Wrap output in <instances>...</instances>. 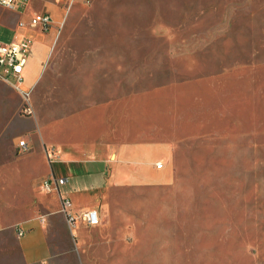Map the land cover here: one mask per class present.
I'll return each mask as SVG.
<instances>
[{"label": "rangeland", "instance_id": "rangeland-1", "mask_svg": "<svg viewBox=\"0 0 264 264\" xmlns=\"http://www.w3.org/2000/svg\"><path fill=\"white\" fill-rule=\"evenodd\" d=\"M25 1L26 6L15 10L0 7V41L16 40L21 33L32 38L24 73L28 80L40 55L34 80L27 82L24 75L33 116L26 114L20 96L0 81V264H24L14 224L24 226L22 239L27 240L34 218L42 222L39 190L50 172L67 178L60 190L69 193L73 213L105 211V194L99 193L103 189L96 194L75 192L88 182L99 183L102 167L93 166L89 178L86 170L66 163L62 155L81 144L61 125L62 112L72 119L75 70H93L100 82L107 74L114 82H126L127 75L131 83L143 82L144 76L153 83L167 76L173 81L190 79L203 84V100H195V107H203L205 114L209 104L216 125L228 127L233 117L248 119L249 111L258 122L252 139L246 131L229 138L228 128L195 139L190 168L179 172L175 186L116 191L114 195L126 201L116 204L117 210L134 219L139 233L120 238V251L114 243L91 248L88 260L264 264V0ZM46 4L57 8L49 31L18 27L20 20L28 21ZM250 70H257L256 75ZM238 90L247 97L233 100ZM20 141L26 148L18 147ZM78 154L74 151L72 157ZM38 180L39 189H34ZM43 198L57 202L52 193ZM61 217L50 222L59 233L53 244L61 247V263L79 264L81 256L83 264L87 257L79 234L85 233L84 224L65 229ZM106 227L114 238L115 226ZM95 242L88 239L86 245Z\"/></svg>", "mask_w": 264, "mask_h": 264}, {"label": "crops", "instance_id": "crops-1", "mask_svg": "<svg viewBox=\"0 0 264 264\" xmlns=\"http://www.w3.org/2000/svg\"><path fill=\"white\" fill-rule=\"evenodd\" d=\"M27 3L24 0L21 6H26ZM42 10L38 13H48L53 24L52 15L56 16V6L46 4ZM34 13L30 14L29 18ZM22 35L26 34L21 33L18 37ZM31 52L32 46L27 62ZM39 61L40 55L35 61V72L33 71L34 74L29 80L28 76L24 74L27 82L34 80ZM250 71V74L255 73L256 75L257 70ZM87 72L89 73L87 74ZM92 72L94 71L75 70L73 81L76 84L77 93L74 96L72 119L67 118L65 112H62L63 117L61 116L62 127L69 131L68 135L74 136L75 142L81 143L73 149L68 147V150L62 153L63 159L68 160H65L66 163L81 166V169L86 170L84 176L89 178L93 174V166L102 167L99 183L88 182L79 188L78 192L75 190L76 193L96 194L98 189H103L104 192L99 193L102 196L103 193L105 194L106 203L103 213L100 214L95 209L99 214L100 223L96 226L84 224L85 233L79 234L83 255L87 257L83 264H92L88 260L90 255L87 254L91 248L100 246L103 248L114 243L120 251L122 249L119 243L120 238L135 237L139 233L134 219L128 218L126 214L117 210L119 206L116 204L126 201L122 196L114 195L116 191L130 187L175 186L179 172L187 171L190 168L188 157L193 155V141L198 138L210 137L211 133H217L215 130L218 132H221L223 128L232 130L227 135L229 138L234 137L235 133L246 131L250 133L249 139H252L253 135L258 132V122L252 116V111H249L248 119L233 117L230 119L228 127L222 128L221 122L216 125L215 120H210L209 104L205 107V114L203 107H195V100H203L200 93L203 84L194 83L190 79L173 81L172 77L167 76L162 81L153 83L150 82L151 78L144 76L141 78L144 80L143 82L131 83L129 75H127L126 82H114L113 75L107 74V78L100 82L101 80L95 78V74ZM123 78L122 74L121 80ZM238 80L240 84L242 78ZM254 81L257 80L254 79ZM249 90L251 102L249 104L252 105L254 98L252 89ZM238 91L239 93H235L233 100L247 97L246 95L242 97L240 90ZM235 113L239 114V110L237 109ZM80 148H84L82 152ZM74 151H78L80 157L73 158ZM157 162L162 163L160 169L155 167ZM85 165H90L91 169ZM57 178L65 177L58 176ZM39 180L34 189H39ZM51 188L48 193L39 190L42 197L40 204L45 210L42 222L40 223L34 217L30 218L24 223L31 222L33 218L36 223L29 227V230L33 232L29 239L23 240L24 235L19 238L16 236L19 254L24 264H64L61 263V247L56 248L53 244L55 235L59 233L50 225V222H54L55 218L60 215L67 226L65 229L70 228L61 210L59 200L60 194H66L69 198V193L62 192L61 186L55 188L51 185ZM50 193L55 196L56 204L44 200L43 196ZM17 225L21 224L15 223L14 230ZM106 225L115 226L116 236L114 238L110 235ZM21 226L25 234V228L23 225ZM86 233L93 237L90 235L87 237ZM88 239L95 240L96 245H86ZM79 257V264H82V258Z\"/></svg>", "mask_w": 264, "mask_h": 264}, {"label": "built area", "instance_id": "built-area-1", "mask_svg": "<svg viewBox=\"0 0 264 264\" xmlns=\"http://www.w3.org/2000/svg\"><path fill=\"white\" fill-rule=\"evenodd\" d=\"M23 0H0V7L6 10H15ZM52 18L48 13H34L28 21L18 22L20 29H38L41 33H46L50 30ZM32 46V38L27 35H22L16 40L8 43L0 41V81L10 86L23 100L25 112L27 115L33 116L34 110L30 103V90L25 84L24 68L27 64V59ZM19 148H26L25 141L18 142ZM157 169L162 167V163L155 164ZM67 182L66 178H57L52 173L46 178L41 189L48 193L51 191V185L55 188L62 186ZM59 200L61 210L65 216L68 226L71 228L76 222H81L86 226H96L100 223V217L96 210H89L82 213H73L70 209V200L66 194H60ZM16 236L22 237L24 229L21 225L15 226Z\"/></svg>", "mask_w": 264, "mask_h": 264}]
</instances>
